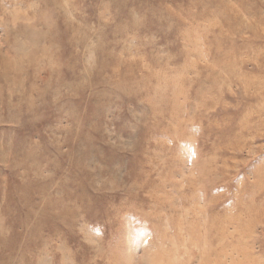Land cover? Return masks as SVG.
I'll use <instances>...</instances> for the list:
<instances>
[{"label": "rangeland", "instance_id": "obj_1", "mask_svg": "<svg viewBox=\"0 0 264 264\" xmlns=\"http://www.w3.org/2000/svg\"><path fill=\"white\" fill-rule=\"evenodd\" d=\"M0 264H264V0H0Z\"/></svg>", "mask_w": 264, "mask_h": 264}, {"label": "bare ground", "instance_id": "obj_2", "mask_svg": "<svg viewBox=\"0 0 264 264\" xmlns=\"http://www.w3.org/2000/svg\"><path fill=\"white\" fill-rule=\"evenodd\" d=\"M76 54V53H75ZM2 72H4V71H2ZM4 74H2L1 76H3ZM22 85V84H21ZM21 99V98H20ZM8 158V157H7Z\"/></svg>", "mask_w": 264, "mask_h": 264}]
</instances>
